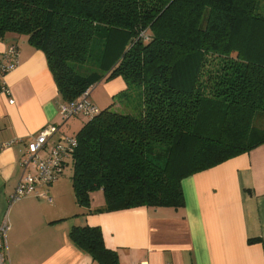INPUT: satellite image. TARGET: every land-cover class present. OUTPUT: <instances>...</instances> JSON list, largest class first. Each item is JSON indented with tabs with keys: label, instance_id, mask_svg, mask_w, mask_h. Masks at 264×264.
<instances>
[{
	"label": "trees",
	"instance_id": "obj_1",
	"mask_svg": "<svg viewBox=\"0 0 264 264\" xmlns=\"http://www.w3.org/2000/svg\"><path fill=\"white\" fill-rule=\"evenodd\" d=\"M15 36L43 52L64 103L102 81L127 86L124 106L85 116L74 135L80 208L96 191L101 210L181 208L184 178L264 144V0H0V40ZM69 239L119 264L98 227Z\"/></svg>",
	"mask_w": 264,
	"mask_h": 264
},
{
	"label": "crops",
	"instance_id": "obj_2",
	"mask_svg": "<svg viewBox=\"0 0 264 264\" xmlns=\"http://www.w3.org/2000/svg\"><path fill=\"white\" fill-rule=\"evenodd\" d=\"M11 43L18 47V65L4 77L7 92L0 93V145L11 143L0 149V226L5 221L9 228L10 264H96L69 239L73 227L83 226L101 230L119 264H264V144L184 178V206L177 209L101 210V191L91 193L83 209L62 175L46 189L52 202L26 196L9 204L27 143L54 125L50 147L62 124V101L43 52L15 36L0 40V53ZM126 88L121 77L102 81L88 99L99 111L114 109ZM82 126L70 129L75 135Z\"/></svg>",
	"mask_w": 264,
	"mask_h": 264
},
{
	"label": "built area",
	"instance_id": "obj_3",
	"mask_svg": "<svg viewBox=\"0 0 264 264\" xmlns=\"http://www.w3.org/2000/svg\"><path fill=\"white\" fill-rule=\"evenodd\" d=\"M18 65V47L16 44H8L5 51L0 53V93H6L4 77L14 70ZM90 89H86L81 96L70 102H62L59 105V112L63 122L81 113L86 117L97 114L98 109L90 104L88 96ZM10 101L9 103H12ZM58 128L54 125L44 126L38 135L31 138L26 145V150L19 160L21 177L14 189L13 194L8 198L12 204L23 197L34 196L52 202L47 194V188L54 183L62 173L67 156L72 155L77 141L74 137H60L49 147V140L55 136ZM11 143L0 145V149ZM45 153L46 156L41 154ZM8 225L0 226V264H10L7 248Z\"/></svg>",
	"mask_w": 264,
	"mask_h": 264
},
{
	"label": "rangeland",
	"instance_id": "obj_4",
	"mask_svg": "<svg viewBox=\"0 0 264 264\" xmlns=\"http://www.w3.org/2000/svg\"><path fill=\"white\" fill-rule=\"evenodd\" d=\"M115 104H121L122 106L125 105V102L123 101V98L122 97H117L115 100ZM123 101V103H121ZM140 101H141V97H140V90L137 86H133L132 87V94H131V97L129 98V106L133 108L132 112L133 114H136L139 110L138 106L140 104ZM89 102H90V99H89ZM99 111V110H98ZM123 112V111H121ZM126 112V111H124ZM129 112V111H127ZM76 118V119H75ZM75 118H70L67 122L68 124H66L67 122H63L62 121V124H61V129H60V135L62 138H72L74 137V132L71 131L70 127L76 125V124H79V126L83 125V123L86 122V117L79 113L75 116ZM77 122L74 123L75 120ZM74 123V124H73ZM260 127L261 128H264V120H261L260 121ZM75 130V129H74ZM65 164H64V167L62 169L63 171V175H62V179H66L67 181H70V177L72 175V155H69L66 157L65 159Z\"/></svg>",
	"mask_w": 264,
	"mask_h": 264
}]
</instances>
